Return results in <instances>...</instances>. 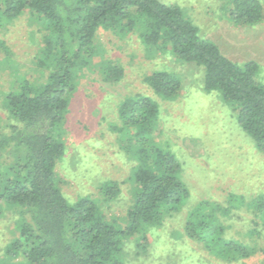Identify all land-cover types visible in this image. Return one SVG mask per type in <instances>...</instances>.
<instances>
[{"label": "trees", "instance_id": "trees-1", "mask_svg": "<svg viewBox=\"0 0 264 264\" xmlns=\"http://www.w3.org/2000/svg\"><path fill=\"white\" fill-rule=\"evenodd\" d=\"M25 13L45 28L36 62L41 75L33 81L18 74L3 97L11 122L0 130V213L12 212L17 236L6 245L0 264H125L128 240L136 237L141 256L150 245V232L188 204L190 190L181 178V163L160 142L159 103L144 94L121 102L120 126H113L136 161L131 176L136 195L127 224L106 214L94 197L71 203L64 196L56 167L66 153L65 118L79 76L98 56L100 30L121 38L134 33L150 53H171L182 63L203 67L204 90L218 93L233 108L240 128L264 154V84L256 80L260 65L229 59L215 42L201 37L178 5L162 0H0V30ZM227 15L235 25L255 26L264 20V6L259 0H230ZM0 63H13L2 40ZM99 68L108 82H118L125 74L110 60ZM144 82L163 100L177 99L183 87L170 71L151 72ZM120 192L115 181L100 189L106 203ZM238 199L228 207L201 203L184 226L188 239L226 264L264 254L255 241L264 231V196ZM243 208L260 222L248 230V240L227 237L226 220L238 217L233 211Z\"/></svg>", "mask_w": 264, "mask_h": 264}, {"label": "rangeland", "instance_id": "rangeland-1", "mask_svg": "<svg viewBox=\"0 0 264 264\" xmlns=\"http://www.w3.org/2000/svg\"><path fill=\"white\" fill-rule=\"evenodd\" d=\"M178 5L200 29L201 37L215 42L221 52L239 64L257 61L256 80L264 84V20L255 26L233 24L228 18L230 0H162ZM264 6V0H259ZM45 28L29 13L9 21L0 30V40L12 53L10 65L0 63V130L11 121L3 104L17 75L38 80L37 67L43 46ZM98 56L94 65L79 76L65 118L63 139L66 153L56 171L60 188L71 203L90 196L97 199L103 211L122 225L128 222L136 185L132 170L136 161L122 147L113 126H120L118 109L128 96L144 94L160 106L163 132L162 146L169 148L181 163V178L190 190L188 204L182 212L168 218L163 227L149 234L150 245L141 256L135 238L124 249L125 264H226L206 252L201 244L188 239L184 226L192 211L201 203L229 206L231 200L244 197L247 202L264 196V154L240 128L233 108L218 93L204 90V69L185 64L171 53H150L138 35L121 38L100 30L95 41ZM110 60L125 71L118 82L105 81L100 63ZM170 71L182 81L175 100L157 97L145 84L151 72ZM18 72V73H17ZM120 186V195L106 203L100 189L108 182ZM239 216L226 220L227 237L248 240L247 232L260 220L246 208L234 210ZM11 213H0V260L6 245L17 234ZM257 227V226H256ZM264 247V231L256 237ZM232 264H264V254Z\"/></svg>", "mask_w": 264, "mask_h": 264}]
</instances>
